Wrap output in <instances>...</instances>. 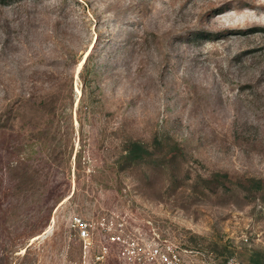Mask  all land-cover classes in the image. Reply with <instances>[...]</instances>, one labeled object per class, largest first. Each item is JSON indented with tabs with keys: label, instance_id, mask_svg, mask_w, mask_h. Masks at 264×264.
Returning a JSON list of instances; mask_svg holds the SVG:
<instances>
[{
	"label": "rangeland",
	"instance_id": "374dc122",
	"mask_svg": "<svg viewBox=\"0 0 264 264\" xmlns=\"http://www.w3.org/2000/svg\"><path fill=\"white\" fill-rule=\"evenodd\" d=\"M221 7L224 11L216 15L213 10ZM3 24L14 32L12 43L5 42ZM173 27L229 34L264 29V0H24L0 6V112L16 99L32 94L35 99L31 110L29 104L21 105L10 130L0 132V258L16 250V261L32 243L38 264H94L98 254H104L102 264H123L110 235H128L172 240L187 249L195 264H222L230 256L242 264L251 258L264 263V192L212 195L192 192L190 183L196 174L214 171L264 180V99L257 108L255 101L250 103L254 95L241 89L260 81L264 92V32L178 48L186 60L181 66L173 62L163 77L159 62L164 52L149 50L144 40L151 31ZM63 29L67 36L60 41L56 34ZM108 33L118 38L132 33L134 43H140L128 56L132 73L104 74L97 108L84 113L89 88L79 76L84 64L79 65L98 36ZM101 47L99 41L93 52ZM74 52L78 63L71 66V60H64ZM239 54L243 60L236 67ZM18 69L26 73L19 77ZM41 101L45 105L36 107ZM54 106L67 107L58 137L62 135V149L72 151L71 160L54 165L33 158L49 175V185L18 194L7 171L18 160L14 145L31 124L57 128ZM236 118L248 122L250 133L260 128L258 137L249 142L236 138ZM28 120L33 123L22 132ZM159 129L170 131L189 152V163H182L179 172L191 169V179L178 189H169L167 171L140 165L117 172L114 167L128 133L150 142ZM62 197L67 198L58 203ZM77 218L91 223V239L77 238ZM103 219L122 228L102 234L97 223Z\"/></svg>",
	"mask_w": 264,
	"mask_h": 264
},
{
	"label": "trees",
	"instance_id": "16d2710c",
	"mask_svg": "<svg viewBox=\"0 0 264 264\" xmlns=\"http://www.w3.org/2000/svg\"><path fill=\"white\" fill-rule=\"evenodd\" d=\"M24 0H0V6L12 7L13 5H18ZM224 11V8H216L213 12L218 15ZM63 23H58V26H62ZM5 42L12 43V35L14 32L10 29L9 25L3 24ZM264 32L262 28H251L243 31L238 30V32H231L230 34L226 31H212L202 28H189V29H175L174 27L163 32L157 33L156 31H151L147 34L145 38V44L149 50L156 51L157 53L164 54L163 60L159 62L160 69L162 68V76L165 77L169 71L172 70L174 66L180 65L183 59L186 60L185 55L181 56L178 53V48L191 47L192 45H201L205 41H218L224 39L228 35H250L259 32ZM57 38L63 40L66 39L65 29L59 30L56 34ZM114 37L112 34L108 33L103 37L100 35L96 40V44L100 41L102 44L101 51L99 53L93 52L95 45L88 54L84 65L79 73V76L84 82L85 89L89 88L88 95V106L84 113H90L97 108V101L100 99L97 96V91L101 92L100 81L104 74L108 75L112 71L122 72L125 71L128 74L132 71L130 68V63L128 62V56L133 55L136 51L135 49L139 47L140 43H134L132 33L130 36L126 37ZM100 38V39H99ZM123 38V39H122ZM72 40V39H71ZM70 40V41H71ZM59 41V40H58ZM67 45V44H66ZM252 50L251 52H253ZM250 51L245 53H251ZM174 53V56H172ZM244 55V54H243ZM75 52L70 54L64 61H72V65H76L78 60L75 58ZM183 58V59H182ZM242 54H239L234 58L236 67L237 64L242 63ZM173 62L176 64L173 66ZM181 66V65H180ZM14 69L9 72L11 74ZM26 69H18L16 75L22 77ZM24 71V72H23ZM189 71V69H188ZM197 71V68H196ZM23 73V74H22ZM32 73H39V71H34ZM132 73V72H131ZM165 73V74H164ZM261 77L264 75V70L261 71ZM194 74V73H193ZM192 75V74H191ZM28 83L29 86L33 84L32 78ZM263 84L258 81V84H244L241 86L242 91L249 90V92L254 95V100H250V103L256 102L257 108L262 107L259 105L261 99H264V92L261 90ZM208 95H212L211 91L205 90ZM35 99L32 94L30 98L16 99L9 103L6 108L0 112V132L10 130L14 123L16 122L17 116L19 115V109L22 104H29L30 110L31 106L34 104ZM45 105L44 101L38 102V106L43 107ZM264 106V105H263ZM33 107V106H32ZM85 108V107H84ZM67 107L56 109L54 106L52 108L53 123H57V128L53 126L49 128H37V125H32L31 121H26L21 126V131L25 130V126L31 124L32 128L29 132H25L23 137L19 140V143L14 145V151L17 153V162L14 164H9L7 171L9 173V178L11 182L14 183V188L18 194L24 193H34L49 185L48 179L49 175L46 174V170L43 168H38L31 160L37 156L41 159L48 160L47 163L51 161L54 165H57L60 160L67 159L71 160V152L69 147L66 146L63 150L62 135H59V128L62 119L66 121L67 115L65 114ZM82 110V109H81ZM86 110H88L86 112ZM85 117V116H84ZM84 119H87L85 117ZM124 128V126H121ZM250 126L248 122L239 121L236 118L234 121V134L237 137H241L247 142L258 137L260 128L255 129L250 133ZM51 133V137L49 134ZM45 137V138H44ZM49 142V143H48ZM61 147V148H60ZM48 148V149H47ZM43 149H47V154L43 156ZM189 152L186 147L178 140L170 131L165 129H159L153 139L150 142H142L137 138L130 136L128 133L126 137L122 140L119 146V152L114 160V167L117 172H123L127 170H132L140 165L149 166L153 171H167L169 174V189H178L186 181L191 179L190 171L188 170L183 175L179 172L180 165L182 163H189ZM81 163L76 160V175L80 178L82 175ZM192 192H208L212 195H217L223 192H248L259 193L264 192V180L260 178H249V177H237L232 178L228 172L225 171H214L209 175L196 174L195 179L191 182ZM76 193L72 196H68L69 199L74 197ZM67 197L60 198L59 202H62ZM41 235V234H40ZM40 235H38L40 237ZM37 236V237H38ZM15 247V245L13 246ZM33 244L27 245L24 248V253L17 257L14 261L15 254L20 251H9L6 258H0V264H38V258H36L31 250ZM183 248V247H182ZM184 250L187 249L184 247ZM12 255V256H11ZM224 262V261H223ZM249 264H264L261 258H251Z\"/></svg>",
	"mask_w": 264,
	"mask_h": 264
},
{
	"label": "built area",
	"instance_id": "2783aa9c",
	"mask_svg": "<svg viewBox=\"0 0 264 264\" xmlns=\"http://www.w3.org/2000/svg\"><path fill=\"white\" fill-rule=\"evenodd\" d=\"M111 220L103 219L97 223L102 234L110 235L112 231L122 228L121 223L111 226ZM77 228L79 240L91 239V223L87 220L77 218L73 227ZM119 251L117 259L123 264H195L187 256L188 251L172 240L161 236L148 239L130 237L128 235H110ZM104 254L94 256V264H102ZM222 264H242L236 256L227 257Z\"/></svg>",
	"mask_w": 264,
	"mask_h": 264
},
{
	"label": "bare ground",
	"instance_id": "6f19581e",
	"mask_svg": "<svg viewBox=\"0 0 264 264\" xmlns=\"http://www.w3.org/2000/svg\"><path fill=\"white\" fill-rule=\"evenodd\" d=\"M88 54H89V53H87V54L85 55L84 59L81 61L80 65H79V69H80V68L82 67V65L84 64V62H85V60H86Z\"/></svg>",
	"mask_w": 264,
	"mask_h": 264
}]
</instances>
